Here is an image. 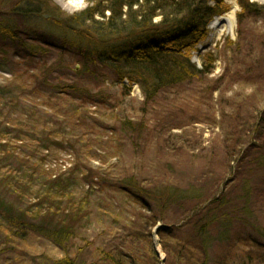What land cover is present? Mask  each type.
I'll list each match as a JSON object with an SVG mask.
<instances>
[{"label": "rangeland", "instance_id": "obj_1", "mask_svg": "<svg viewBox=\"0 0 264 264\" xmlns=\"http://www.w3.org/2000/svg\"><path fill=\"white\" fill-rule=\"evenodd\" d=\"M53 1L71 14L87 6L86 0ZM226 1L230 10L210 22L207 39L192 55L201 66L203 54L214 52L212 73L202 81L168 88L146 104L137 83L92 63L85 68L69 37L43 20L10 13L17 0H0V23L9 21L15 28L12 35L0 30V143L9 141L12 147L2 165L22 166L28 174L35 160L50 154L49 164L68 170L79 160V172L95 174L92 180L72 177L70 190L76 198L90 194L89 217L67 250L31 231L7 245L0 232V264H46L47 256L60 259L67 253L76 257V264H109L103 263V252L116 249L127 264L131 259L174 264L164 262L163 244H173L159 229H168L181 243L195 242L204 205L222 195L235 199L242 179L253 187L250 217L240 202H231L225 214L232 233L216 243L212 254L230 260L251 239L264 247V236L256 232L264 227V161L258 162L264 157V13L247 14L240 29L239 0ZM228 40L238 46H228ZM69 84L78 90L69 91ZM130 121V129L143 121L142 130L124 126ZM87 128L101 136L102 146L117 148L118 155L108 159L93 137L86 145ZM95 154L107 160L103 167ZM129 177L143 187L172 185L198 192L161 210L153 201H136L137 196L121 190ZM40 182L34 175L25 184ZM2 194L14 201L8 190L1 189ZM22 202L25 208L32 201L27 197ZM137 235L140 243L125 241ZM148 241L157 259L148 255Z\"/></svg>", "mask_w": 264, "mask_h": 264}, {"label": "trees", "instance_id": "obj_2", "mask_svg": "<svg viewBox=\"0 0 264 264\" xmlns=\"http://www.w3.org/2000/svg\"><path fill=\"white\" fill-rule=\"evenodd\" d=\"M87 6L75 13H68L53 0H17L10 13L19 14L33 20H43L52 29L59 30L70 38L69 44L76 49L78 60L84 67L89 63L94 66L111 70L120 79L137 83L144 95L146 104L153 102L162 91L182 85L187 82L202 81L211 73L217 56L208 51L202 56V65L192 60L199 44L209 35V24L219 15L230 10L226 0H86ZM1 4V3H0ZM241 11L237 21L241 29L244 18L249 13H264V4L239 0ZM1 16V12H0ZM7 20V19H6ZM0 30L12 35L15 28L9 21L0 23ZM67 42L66 39L64 40ZM140 42L133 47L132 43ZM237 42L228 40V46ZM71 92L78 90L74 84H69ZM61 93H65L62 90ZM74 118L73 124L79 128V117ZM131 128L133 122H123ZM143 121L135 128L142 130ZM125 128V127H124ZM132 128L130 130H133ZM81 132V130H79ZM84 136L86 145L95 138L98 148L112 158L118 155V149L102 146L101 136H96L93 130L87 128ZM90 131V132H89ZM7 137V135H4ZM2 140V139H1ZM0 232L5 237L7 245L21 241L27 231L38 233L51 239L64 249L73 242L83 221L89 217L88 204L90 194L76 198L70 190L72 177L81 176L92 180L93 171L86 175L79 172V160L73 167L63 170L57 162H50L53 155L44 154L35 160L31 170L22 173V166H5L11 153L10 142L0 143ZM69 157L73 158L71 154ZM101 167L107 163L105 158L94 155ZM25 160V158H23ZM109 159V158H108ZM57 160V159H54ZM58 161V160H57ZM259 158L258 162H263ZM78 173V174H77ZM77 174V175H76ZM36 175L42 182L35 187L30 183ZM27 177V180L25 178ZM29 179V181H28ZM238 181L239 192L230 200L227 195L216 197L203 207L202 221L196 224L195 242L181 243L169 235L166 228L161 227L159 234L167 236L173 246L163 244L166 254L164 262L174 264H264V247L259 240L251 239L247 246L236 251L232 259H221L212 254L216 243L228 239L232 233V223L225 214L231 202H240L242 211L250 217V205L253 198V187L249 180ZM34 184H32L33 186ZM2 193L6 189L14 196V201H7ZM121 190L136 198V201L147 199L153 201L161 210L171 204H180L187 199L197 196L194 187L184 189L172 185H159L153 188L143 187L134 178L129 177L123 182ZM29 198L32 202L25 208L22 200ZM138 199V200H137ZM144 202V201H143ZM256 227V225L254 226ZM256 229V228H255ZM259 236H264V227L256 229ZM25 233V234H24ZM197 238V241H196ZM141 237L125 238L129 244L140 243ZM146 243V241L144 242ZM171 244V245H172ZM253 250L258 251L253 254ZM115 253H104L103 263L127 264L124 256L116 249ZM147 253L157 259V254L148 241ZM262 254V255H261ZM257 255V256H256ZM46 264H76V257L67 253L60 259L46 257ZM132 264L140 261L130 260ZM93 264V263H91Z\"/></svg>", "mask_w": 264, "mask_h": 264}, {"label": "bare ground", "instance_id": "obj_3", "mask_svg": "<svg viewBox=\"0 0 264 264\" xmlns=\"http://www.w3.org/2000/svg\"><path fill=\"white\" fill-rule=\"evenodd\" d=\"M71 1V0H70ZM234 20V15L231 17Z\"/></svg>", "mask_w": 264, "mask_h": 264}]
</instances>
